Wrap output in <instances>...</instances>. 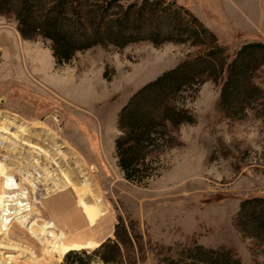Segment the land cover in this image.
<instances>
[{
  "label": "rangeland",
  "instance_id": "374dc122",
  "mask_svg": "<svg viewBox=\"0 0 264 264\" xmlns=\"http://www.w3.org/2000/svg\"><path fill=\"white\" fill-rule=\"evenodd\" d=\"M157 1L158 14L168 7L186 20L196 17L215 35L228 59L245 42H264V0ZM141 2L118 1L121 7ZM199 51L202 48L189 41L156 45L141 39L122 47L91 46L58 64L50 40L22 38L16 19L0 14V116L7 112L32 126L55 131L83 158L109 209L108 219L90 233L86 223L77 225L75 197L68 191L44 199L48 207L43 218L55 219L70 239L93 234L99 245L114 239L119 219L133 220L144 243L139 264H160L153 243L171 245L188 236L207 247L231 249L243 264H264V245L256 246L233 223L242 199L264 196V120L249 110L231 118L223 115L217 108L222 80L206 79L179 95L177 103L190 111L193 122L173 131L152 176L132 182L117 165L114 140L119 133V109L139 87ZM10 143L0 144V160L5 161L3 155L14 146ZM15 145L16 150L21 147L40 154L38 147L27 142ZM7 204H0L6 222L0 252L7 264H62L63 256L58 262L36 261L11 245L27 246L37 258L45 254L41 242L26 229L31 225L40 230L37 215L27 209L18 212ZM6 241L9 245L4 246ZM97 247L67 251L89 253ZM91 264L104 263L96 257Z\"/></svg>",
  "mask_w": 264,
  "mask_h": 264
},
{
  "label": "trees",
  "instance_id": "16d2710c",
  "mask_svg": "<svg viewBox=\"0 0 264 264\" xmlns=\"http://www.w3.org/2000/svg\"><path fill=\"white\" fill-rule=\"evenodd\" d=\"M118 1L0 0V14L16 19L22 38L50 40L58 64L91 46L122 47L141 39L156 45L189 41L202 48L194 58L139 87L119 109L114 150L117 165L127 180L142 182L159 168L158 157L169 146L173 131L183 123L193 122L190 111L177 103L179 95L206 79L222 80L217 108L223 115L231 118L249 110L264 120V42H245L228 59L215 35L196 17L186 20L168 7L158 14L157 0H142L125 7ZM233 223L244 236L254 239L256 246H263L264 196L242 199ZM153 245L160 264H243L231 249L207 247L191 236L171 245ZM143 248L137 224L121 218L115 225L114 239L107 238L89 253L83 249L66 250L62 264H91L96 257L104 264H139Z\"/></svg>",
  "mask_w": 264,
  "mask_h": 264
},
{
  "label": "bare ground",
  "instance_id": "6f19581e",
  "mask_svg": "<svg viewBox=\"0 0 264 264\" xmlns=\"http://www.w3.org/2000/svg\"><path fill=\"white\" fill-rule=\"evenodd\" d=\"M37 125V124H36ZM9 132L10 136L5 135ZM55 132V131H54ZM51 129L46 126H32L16 115L4 112L0 116V144L11 142L5 161L0 160V204L8 202V207L19 211L28 210L35 213L40 230L16 219L19 225L41 242L45 254L37 258L27 246L11 244L27 253L30 259L36 261H61L68 248L97 247L99 241L93 235L70 239L64 228L53 218H43L50 199L56 194L70 191L75 197L78 212L75 220L78 226L86 223L88 231L104 219H108L109 209L104 194L95 181L83 158L71 147L67 146ZM27 142L39 148L40 154H34L25 149H17L16 143ZM8 145V144H7ZM38 151V153H39ZM35 205L32 204V201ZM0 207V238L5 234V217ZM50 212V211H49ZM45 213V212H44ZM17 216V215H16ZM83 230V229H82ZM76 235V234H75ZM5 237H2V242ZM1 244V243H0ZM9 245L8 242L4 246ZM5 248V247H4ZM0 264H7V258H2Z\"/></svg>",
  "mask_w": 264,
  "mask_h": 264
},
{
  "label": "water",
  "instance_id": "95a60500",
  "mask_svg": "<svg viewBox=\"0 0 264 264\" xmlns=\"http://www.w3.org/2000/svg\"><path fill=\"white\" fill-rule=\"evenodd\" d=\"M65 255V254H64ZM64 255H63V257H64ZM63 257H62V259H63Z\"/></svg>",
  "mask_w": 264,
  "mask_h": 264
}]
</instances>
